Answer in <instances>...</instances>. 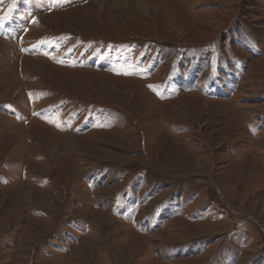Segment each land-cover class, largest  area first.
<instances>
[{"label":"rangeland","instance_id":"374dc122","mask_svg":"<svg viewBox=\"0 0 264 264\" xmlns=\"http://www.w3.org/2000/svg\"><path fill=\"white\" fill-rule=\"evenodd\" d=\"M0 264H264V0H0Z\"/></svg>","mask_w":264,"mask_h":264}]
</instances>
